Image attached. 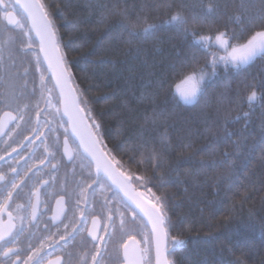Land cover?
<instances>
[{
	"label": "snow or ice",
	"instance_id": "snow-or-ice-1",
	"mask_svg": "<svg viewBox=\"0 0 264 264\" xmlns=\"http://www.w3.org/2000/svg\"><path fill=\"white\" fill-rule=\"evenodd\" d=\"M226 204L264 230V0H0V264H176Z\"/></svg>",
	"mask_w": 264,
	"mask_h": 264
},
{
	"label": "trees",
	"instance_id": "trees-1",
	"mask_svg": "<svg viewBox=\"0 0 264 264\" xmlns=\"http://www.w3.org/2000/svg\"><path fill=\"white\" fill-rule=\"evenodd\" d=\"M63 40L67 41V35L62 33ZM223 74V73H221ZM235 86V84L233 85ZM81 87H85L81 84ZM109 123H114L109 121ZM183 191V189H173V191ZM259 210V201L252 205ZM187 207H185V211ZM228 212L227 204L221 209L217 220L209 227H202L198 231L186 233L182 239L185 243L179 246L175 260L176 264H214L222 259H235L229 256L227 252L222 253L221 249L225 246L226 241L231 238L233 241L242 239L250 241L254 246V253L249 258L250 264H261L264 259V230L258 221L245 220L242 223L227 225L221 217ZM174 223H178L177 215H172ZM211 230V235H210ZM215 236L217 239H212ZM239 255V253H237Z\"/></svg>",
	"mask_w": 264,
	"mask_h": 264
},
{
	"label": "flooded vegetation",
	"instance_id": "flooded-vegetation-1",
	"mask_svg": "<svg viewBox=\"0 0 264 264\" xmlns=\"http://www.w3.org/2000/svg\"><path fill=\"white\" fill-rule=\"evenodd\" d=\"M109 195H114L113 193H109ZM119 203V201H117V204ZM52 208H53V210H54V204L52 205ZM140 227H142V226H140ZM138 239L140 238L139 236L137 237Z\"/></svg>",
	"mask_w": 264,
	"mask_h": 264
}]
</instances>
